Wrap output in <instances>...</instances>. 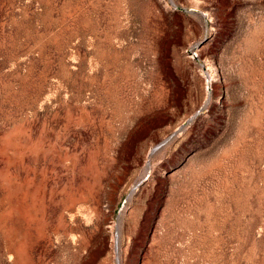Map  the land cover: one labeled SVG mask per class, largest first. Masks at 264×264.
Segmentation results:
<instances>
[{
	"label": "rangeland",
	"instance_id": "374dc122",
	"mask_svg": "<svg viewBox=\"0 0 264 264\" xmlns=\"http://www.w3.org/2000/svg\"><path fill=\"white\" fill-rule=\"evenodd\" d=\"M117 262L264 264V0H0V264Z\"/></svg>",
	"mask_w": 264,
	"mask_h": 264
},
{
	"label": "water",
	"instance_id": "95a60500",
	"mask_svg": "<svg viewBox=\"0 0 264 264\" xmlns=\"http://www.w3.org/2000/svg\"><path fill=\"white\" fill-rule=\"evenodd\" d=\"M195 116V115H194ZM193 118V117H192ZM166 142V140L165 141H163V142H161L158 146H156L155 148H153L151 151H150V155L151 154H153V153H155L164 143ZM117 264H119L118 262H117Z\"/></svg>",
	"mask_w": 264,
	"mask_h": 264
}]
</instances>
